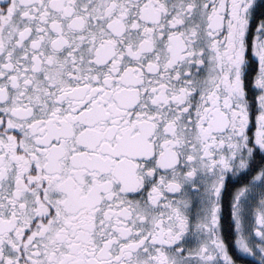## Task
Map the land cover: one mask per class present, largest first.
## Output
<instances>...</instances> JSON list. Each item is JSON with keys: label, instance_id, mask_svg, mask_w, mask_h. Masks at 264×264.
Wrapping results in <instances>:
<instances>
[{"label": "snow or ice", "instance_id": "snow-or-ice-1", "mask_svg": "<svg viewBox=\"0 0 264 264\" xmlns=\"http://www.w3.org/2000/svg\"><path fill=\"white\" fill-rule=\"evenodd\" d=\"M0 264H264V0H0Z\"/></svg>", "mask_w": 264, "mask_h": 264}]
</instances>
